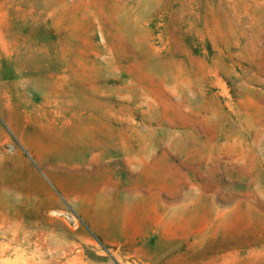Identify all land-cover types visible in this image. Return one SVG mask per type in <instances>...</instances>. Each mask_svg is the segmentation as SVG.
<instances>
[{
	"label": "rangeland",
	"instance_id": "obj_1",
	"mask_svg": "<svg viewBox=\"0 0 264 264\" xmlns=\"http://www.w3.org/2000/svg\"><path fill=\"white\" fill-rule=\"evenodd\" d=\"M0 43V264H264V0H0Z\"/></svg>",
	"mask_w": 264,
	"mask_h": 264
},
{
	"label": "bare ground",
	"instance_id": "obj_2",
	"mask_svg": "<svg viewBox=\"0 0 264 264\" xmlns=\"http://www.w3.org/2000/svg\"><path fill=\"white\" fill-rule=\"evenodd\" d=\"M0 44H1V43H0ZM7 46H8V45H7L6 43L3 45V51H6ZM1 48H2V47H1ZM30 85H31V87H32L33 89H37V90L40 89V86H38L37 83H36L35 81H32V83H31Z\"/></svg>",
	"mask_w": 264,
	"mask_h": 264
}]
</instances>
